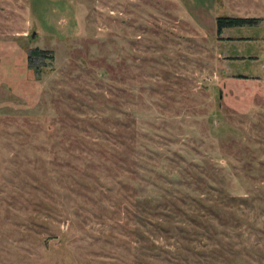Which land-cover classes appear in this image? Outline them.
Listing matches in <instances>:
<instances>
[{"label":"rangeland","instance_id":"rangeland-1","mask_svg":"<svg viewBox=\"0 0 264 264\" xmlns=\"http://www.w3.org/2000/svg\"><path fill=\"white\" fill-rule=\"evenodd\" d=\"M0 264H264V0H0Z\"/></svg>","mask_w":264,"mask_h":264},{"label":"trees","instance_id":"trees-1","mask_svg":"<svg viewBox=\"0 0 264 264\" xmlns=\"http://www.w3.org/2000/svg\"><path fill=\"white\" fill-rule=\"evenodd\" d=\"M252 20H253L252 17L219 15L216 18V28H217V31L220 32L222 30V28L225 26H233V25H237V24L247 23V22H250ZM34 51H35V49H33L31 51V54ZM37 51L41 52V51H46V50H40L39 49ZM45 56H47V55H45Z\"/></svg>","mask_w":264,"mask_h":264}]
</instances>
